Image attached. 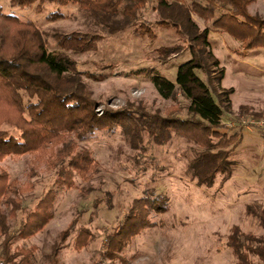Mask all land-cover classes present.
Returning a JSON list of instances; mask_svg holds the SVG:
<instances>
[{
  "label": "rangeland",
  "instance_id": "obj_1",
  "mask_svg": "<svg viewBox=\"0 0 264 264\" xmlns=\"http://www.w3.org/2000/svg\"><path fill=\"white\" fill-rule=\"evenodd\" d=\"M184 1L190 5L192 0ZM0 5L5 12L35 22L48 34L49 49L56 48L49 34L57 29L101 35L94 48L69 51L81 69L105 76L103 80L86 78L90 96L98 102V115L127 106L162 117L189 115V100L182 93L164 98L149 74L142 72L150 68L176 82L179 66L192 55L187 39L174 26L155 22L159 17L151 5L142 17L147 30L137 34L130 28L112 35L78 5L47 3L40 10L36 5L22 7L15 0H0ZM58 9L64 13L63 19H47L48 12ZM219 9L217 15L227 10ZM248 13L254 20L264 19V0L249 4ZM192 16L201 28L212 29L209 41L225 70L220 87L234 89L232 111L223 117L224 125L239 134L230 145L235 161L232 176L225 182L218 176L212 187L199 185L191 178L189 160L203 148L181 133L172 132L167 144L158 145L145 132L147 151L140 153L127 122L113 130H99L87 139L65 132L55 147L44 150L45 156L29 153L0 158V190H4L0 194L4 222L0 220V264H238L227 245L232 229L238 226L256 236L264 235L259 220L247 208L254 204V209H264V118L254 115L264 110V46L254 41V46H247L255 35L247 24L235 22L232 34L214 30L195 13ZM167 45L186 48L163 61L160 48ZM99 63L114 66L101 68ZM198 74L203 77L200 71ZM0 112L5 114L4 109ZM2 128L18 133L13 124L3 122ZM51 149H68L70 153H64L67 159L86 149L92 164L66 177L73 181L72 187H60L55 183L57 163L48 167ZM60 157L64 156L55 158L63 159ZM50 188L58 191L51 208L53 217L37 229L28 214H34L30 210ZM158 194L167 197L165 210L148 212L147 226L139 231L127 226L114 239V248L109 247L108 235L118 230L134 200ZM67 229L71 230L63 238ZM6 250L12 254L11 263L6 260ZM24 255L29 259L23 263Z\"/></svg>",
  "mask_w": 264,
  "mask_h": 264
},
{
  "label": "trees",
  "instance_id": "obj_2",
  "mask_svg": "<svg viewBox=\"0 0 264 264\" xmlns=\"http://www.w3.org/2000/svg\"><path fill=\"white\" fill-rule=\"evenodd\" d=\"M15 1L22 7L36 5L39 10L47 3L59 6L78 5L111 35L130 28L137 34L147 30L142 17L151 5L159 17L155 22L158 25L174 26L187 39L192 55L179 66L176 82L150 68L142 72L149 74L164 98H173L178 92L182 93L189 100V115L184 118L178 113H172L162 117L134 106L106 109L98 115L95 109L98 102L91 98L86 78L103 80L105 76L81 69L69 51H88L96 46L101 35L79 31L65 33L57 29L49 34L56 42V48L49 49L45 39L48 34L35 22L5 12L0 5V110L5 111V114L0 112V158L29 153L45 156L44 150L55 147L63 139L65 132H75L79 139H87L99 130H113L118 124L127 122L132 127V139L140 153L147 151L143 145L145 132L148 133L149 141L158 145L167 144L172 132L193 137L203 148L189 160L191 178L199 185L212 187L218 176H222V182L232 176L235 161L232 158L233 146L230 145L239 139V134L224 125L223 117L232 111L231 96L234 89L220 87L225 70L220 66V60L209 41L212 29L210 26L201 28L192 15L195 13L203 18L214 30L232 34H235V22L247 24L255 31L247 46H254V42L257 46H264V19L254 20L248 13V5L255 0H192L190 5L184 0ZM221 6L227 10L217 15ZM46 17L49 20H59L65 15L58 9L48 12ZM240 18L244 21L239 20ZM185 48L182 49L179 45L163 46L160 48V55L166 61L169 55L180 54ZM98 65L101 68L114 66ZM254 115L264 118V110ZM3 122L13 124L18 133L2 128ZM66 151L70 153L68 149ZM66 151L56 149V152L54 150L51 153L52 159L48 158V167L53 162L57 163L55 183L60 187H72L73 181H66V177L72 171H84V168L87 170L92 164L88 150L82 149L68 159L65 158ZM59 154L64 156L60 157L63 159L55 158ZM82 161L85 165H81ZM3 192L4 190H0V194ZM57 192L50 188L36 203V208L30 210L34 214H28V218L32 219L31 225L38 227L37 229H41L53 217L51 208ZM166 201L165 194L134 200L130 212L118 225V230L108 235L109 247L114 248V239L127 226L138 231L147 226L146 214L154 209L165 210ZM94 204L98 205L96 201ZM253 207L256 206L247 205L248 213L256 217L264 228V209ZM1 221L4 225L3 220ZM70 230L64 231L63 238H66ZM7 237L8 234L6 239ZM227 245L236 255L238 264H264V235L256 236L237 226L232 229ZM8 249L10 250L9 247ZM108 250L111 251L109 248ZM5 256L11 263L12 254L8 250L5 251ZM24 256L23 263L29 259L27 255ZM53 264L57 263L54 261Z\"/></svg>",
  "mask_w": 264,
  "mask_h": 264
}]
</instances>
